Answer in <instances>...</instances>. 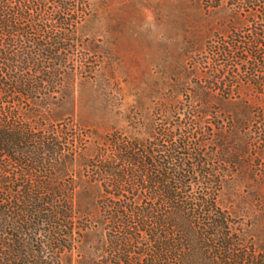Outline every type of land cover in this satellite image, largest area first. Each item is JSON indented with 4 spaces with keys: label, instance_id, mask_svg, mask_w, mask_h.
I'll use <instances>...</instances> for the list:
<instances>
[{
    "label": "trees",
    "instance_id": "16d2710c",
    "mask_svg": "<svg viewBox=\"0 0 264 264\" xmlns=\"http://www.w3.org/2000/svg\"><path fill=\"white\" fill-rule=\"evenodd\" d=\"M156 1L120 80L95 0H0V264H264V0Z\"/></svg>",
    "mask_w": 264,
    "mask_h": 264
},
{
    "label": "rangeland",
    "instance_id": "374dc122",
    "mask_svg": "<svg viewBox=\"0 0 264 264\" xmlns=\"http://www.w3.org/2000/svg\"><path fill=\"white\" fill-rule=\"evenodd\" d=\"M94 8H102V14H95L88 26L86 38L101 45L106 56V65L118 67L120 80L125 77L124 70L132 66V77H139L135 69V57L138 58L145 53L146 63H156V74L160 78L165 75L166 55L168 46L166 36L170 32V22L174 16L181 14H169L166 8L163 11V3L156 0L137 4L148 7L150 12L146 14H127L120 12L122 3L119 0H95ZM153 13L154 9L159 10ZM103 10H105L103 12ZM176 32L181 33V26H176ZM152 58V59H151ZM144 59V58H143ZM154 69V66H151ZM162 71V72H161ZM145 76V75H144ZM143 76V77H144ZM93 91L91 83L79 87L77 94L79 98H90ZM93 94V93H92ZM96 109L105 110L99 99L92 103ZM104 112V111H103Z\"/></svg>",
    "mask_w": 264,
    "mask_h": 264
}]
</instances>
